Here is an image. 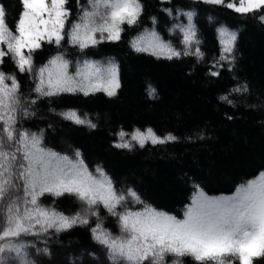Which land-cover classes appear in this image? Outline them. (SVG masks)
I'll use <instances>...</instances> for the list:
<instances>
[{
	"label": "snow or ice",
	"instance_id": "obj_1",
	"mask_svg": "<svg viewBox=\"0 0 264 264\" xmlns=\"http://www.w3.org/2000/svg\"><path fill=\"white\" fill-rule=\"evenodd\" d=\"M160 2L161 11L173 22L167 30L175 38L163 39L155 30L157 16L150 15L152 29L133 36L131 48L168 61L194 57L196 64L208 65L205 75L210 81L227 69L234 82L220 91L217 101L232 111H224L223 119L233 122L241 108L256 111L264 130V91L254 93L251 84L236 75L237 31L219 23V54L206 59L193 22L195 8L173 0ZM17 3L10 26L7 6L0 0V65L11 62L15 69L6 72L0 67V264H41V254L51 255L48 245L62 243L61 234L78 226L88 229L109 264H264V164L247 178L239 177L227 193L210 194L193 180L189 201L178 215L145 201L127 180L118 188L101 164L90 170L79 147L69 144L71 154L57 151L46 145L44 129L25 126L37 116L41 104L51 105L62 94L117 95L121 76L115 59L94 60L85 50L102 41H120L125 24L142 28L143 0H75L74 9L69 0ZM196 3L222 6L264 24V0ZM208 19L215 18L209 15ZM45 43L54 47L37 64L33 54ZM68 45L78 48L81 58H69ZM195 70L190 67L189 75ZM17 72L31 81L27 92L21 90ZM148 95L157 97L156 88L149 85ZM59 114L76 125L99 127L88 113L79 115L76 109ZM212 137L207 125L180 135L158 134L149 126L131 132L121 128L112 144L129 152L148 144L167 147L187 142L203 147ZM56 198L69 199L75 210L67 214L58 210ZM49 199L51 203H45ZM105 218L115 220L117 231L103 226ZM87 255L98 259L94 251ZM79 259L83 264V255Z\"/></svg>",
	"mask_w": 264,
	"mask_h": 264
},
{
	"label": "trees",
	"instance_id": "obj_2",
	"mask_svg": "<svg viewBox=\"0 0 264 264\" xmlns=\"http://www.w3.org/2000/svg\"><path fill=\"white\" fill-rule=\"evenodd\" d=\"M3 3L7 6V23L11 26L19 5L17 0H3ZM143 3L142 28H129L125 24L120 41H102L85 50L94 60L115 59L121 76L117 95L107 97L103 92L87 97L79 93L62 94L60 98H53L51 105L47 101L41 104L37 116L25 126L44 129L46 145L57 151L71 154L69 144L79 147L90 170L94 171L95 165L101 164L117 181L118 188L120 182L127 180L145 201L179 215L189 201L193 180L210 194L227 193L239 182V177L247 178L246 174L258 171V166L264 164V130L259 124L262 117L256 111L241 108L233 122L223 119L224 111H232L217 101L220 91L234 82L227 69L222 70L220 78L210 81L205 75L208 65L196 64L194 57L168 61L149 53L135 52L129 40L142 29H152L150 15L157 16L155 30L163 39L175 38V34L167 30L173 22L161 11L160 0H143ZM176 3L195 8L197 15L193 22L199 29L206 59L219 54L216 32L219 23L237 31L236 75L246 79L254 93L264 91V24L222 6L202 5L196 0H173V4ZM69 6L74 9L75 0H69ZM209 15L215 18L211 22ZM53 47L45 43L42 49H37L33 54L35 62L43 63ZM68 49L69 58H81L78 48L68 45ZM193 66L196 70L189 75V68ZM0 67L6 72L15 71L11 62ZM17 75L21 90L27 92L31 81L25 74L17 72ZM149 85L156 88L157 97L148 95ZM48 107L56 111L49 112ZM67 109H76L79 115L88 113L99 127L90 129L86 125H76L59 114ZM205 125L213 137L205 141L203 147L187 142L167 147L148 144L129 152L112 144L115 133L121 128L131 132L136 127L143 130L151 126L158 134L174 131L180 135ZM45 203H51V199ZM55 207L67 214L76 206L67 198H56ZM90 223L94 224L95 218ZM103 226L117 231L114 219L105 218ZM60 241L62 243L48 245L50 256L41 254L38 257L41 264H82L81 255L83 264H109L104 250L92 241L86 227L78 226L61 234ZM89 251H94L98 259L88 256Z\"/></svg>",
	"mask_w": 264,
	"mask_h": 264
},
{
	"label": "rangeland",
	"instance_id": "obj_3",
	"mask_svg": "<svg viewBox=\"0 0 264 264\" xmlns=\"http://www.w3.org/2000/svg\"><path fill=\"white\" fill-rule=\"evenodd\" d=\"M25 51H27V50H25Z\"/></svg>",
	"mask_w": 264,
	"mask_h": 264
}]
</instances>
